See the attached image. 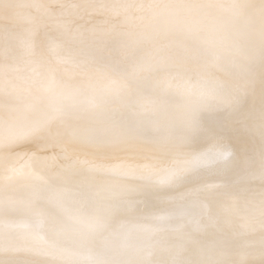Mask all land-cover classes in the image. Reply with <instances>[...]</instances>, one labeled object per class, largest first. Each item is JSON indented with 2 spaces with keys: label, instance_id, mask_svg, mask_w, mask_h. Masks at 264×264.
I'll return each mask as SVG.
<instances>
[{
  "label": "snow or ice",
  "instance_id": "snow-or-ice-1",
  "mask_svg": "<svg viewBox=\"0 0 264 264\" xmlns=\"http://www.w3.org/2000/svg\"><path fill=\"white\" fill-rule=\"evenodd\" d=\"M20 149L0 264H264V0H0V161Z\"/></svg>",
  "mask_w": 264,
  "mask_h": 264
},
{
  "label": "bare ground",
  "instance_id": "bare-ground-1",
  "mask_svg": "<svg viewBox=\"0 0 264 264\" xmlns=\"http://www.w3.org/2000/svg\"><path fill=\"white\" fill-rule=\"evenodd\" d=\"M23 11L25 12H30L32 14H36L35 9H24ZM178 99V98H177ZM203 146L198 145L197 149L200 150L202 149ZM20 152V154L18 156H15L14 158H12L11 160H2L0 161V169L11 173V172H17V171H22L25 169H29L31 168V165H28L29 163L31 164V161L29 160V155L31 150L28 149H20L18 150ZM154 154V151L152 149L151 145H145L142 148L133 151V152H129V153H121L119 154V159L122 160L123 162H125L126 164H128L131 168L135 169L137 165H144L148 163V158L150 156H152ZM28 159V163H25L24 160ZM113 163L118 162L116 160L111 161ZM140 173L137 172L136 175H139ZM209 182H214V183H220L219 181L215 180L214 178H209ZM219 189H214V191H217ZM7 195H22L19 193H5V196ZM44 212H48L50 210H52V206L51 205H46L43 209ZM153 211H155L154 209H149L147 211V214H151ZM6 221L7 220H13L16 222H22L24 217L22 215H15V216H5L4 218ZM9 259L8 256H6L5 254L0 253V260H7ZM16 259L18 260H34V261H42L46 258L43 257H26L24 255H20L18 257H16Z\"/></svg>",
  "mask_w": 264,
  "mask_h": 264
},
{
  "label": "rangeland",
  "instance_id": "rangeland-1",
  "mask_svg": "<svg viewBox=\"0 0 264 264\" xmlns=\"http://www.w3.org/2000/svg\"><path fill=\"white\" fill-rule=\"evenodd\" d=\"M25 161H28V159L24 160V162H25ZM28 162H29V161H28ZM28 162H25V163H28ZM28 165H31V164L29 163Z\"/></svg>",
  "mask_w": 264,
  "mask_h": 264
}]
</instances>
